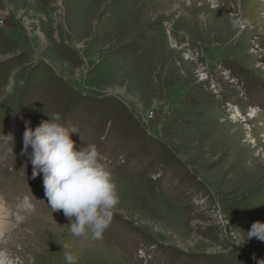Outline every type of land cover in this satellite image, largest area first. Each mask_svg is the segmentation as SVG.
Listing matches in <instances>:
<instances>
[{"label":"rangeland","instance_id":"1","mask_svg":"<svg viewBox=\"0 0 264 264\" xmlns=\"http://www.w3.org/2000/svg\"><path fill=\"white\" fill-rule=\"evenodd\" d=\"M57 113L116 184L101 239L71 235L22 154ZM3 135L5 264H66L63 247L77 264H258L264 0H0Z\"/></svg>","mask_w":264,"mask_h":264},{"label":"clouds","instance_id":"2","mask_svg":"<svg viewBox=\"0 0 264 264\" xmlns=\"http://www.w3.org/2000/svg\"><path fill=\"white\" fill-rule=\"evenodd\" d=\"M49 116L35 129L26 127L22 154L30 158L33 179L43 174L47 205L52 212L63 211L71 235L87 238L90 234L93 240L101 239L119 203L111 170L100 163L95 145L76 149L71 134H79L77 128L64 126L58 113ZM0 139L9 143L13 137L3 135ZM253 237L264 242V222L251 225L244 243ZM63 252L66 264H77L70 250L63 247ZM258 264H264V259Z\"/></svg>","mask_w":264,"mask_h":264},{"label":"bare ground","instance_id":"3","mask_svg":"<svg viewBox=\"0 0 264 264\" xmlns=\"http://www.w3.org/2000/svg\"><path fill=\"white\" fill-rule=\"evenodd\" d=\"M240 115H237L236 113L233 115V116H231V120H232V124H234L235 126H237L238 124H240V120L241 119H239L238 120V117H239ZM259 116V113H255L253 116H251L252 118H256V117H258ZM256 159V163H257V165H260V161H259V158L257 157V158H255ZM6 229H8L9 230V227H6ZM51 229V228H50ZM72 244V243H71ZM0 264H5V262L2 260V259H0Z\"/></svg>","mask_w":264,"mask_h":264}]
</instances>
